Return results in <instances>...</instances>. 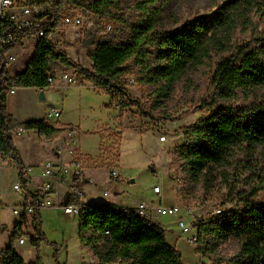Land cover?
Returning <instances> with one entry per match:
<instances>
[{"label":"rangeland","instance_id":"374dc122","mask_svg":"<svg viewBox=\"0 0 264 264\" xmlns=\"http://www.w3.org/2000/svg\"><path fill=\"white\" fill-rule=\"evenodd\" d=\"M97 1H64L60 7L62 15L80 17L82 26L60 27L50 37L55 47L59 43L64 47L77 44L84 48L81 49L84 54H88L99 42L112 46L126 45L132 41L134 28L148 18L153 19L158 33L175 31L190 21L210 16L224 0H117L105 7L98 5ZM238 1L240 8L234 18L237 28L231 35L232 41L241 45L254 36L264 37V0ZM93 5H97V8ZM35 47L34 42L15 47L12 56L18 59L9 66L10 76L25 71ZM226 56L213 53L204 65L186 71L181 80L164 95L159 94L158 84L149 82L147 66L156 63L155 56H150L141 65L134 60L127 62L122 69L126 87L123 101L128 107L123 109L122 104L118 105L91 83L85 82L86 88H80L78 83L83 81V76L79 72L80 75L65 72L71 77L78 76L76 85L52 90L46 104L60 109L62 100L67 99L62 116L54 118L50 124L69 122L65 123L69 124L66 126L78 132L74 144L69 140L58 144L59 148L63 145L62 151L66 157L69 146L77 149L85 177L90 178L88 183L82 182L75 189L82 190L86 200L95 201L106 200L103 192L107 191L109 201L122 204V200H146L152 195V187L156 184L162 190L160 201L164 206L178 200L184 204L187 212L194 215H199L208 205H216L226 216L230 211L242 209L245 201L264 204V143L235 147L209 179L191 178L182 154L177 151L185 143V129L194 126L218 106L243 109L264 98V86H261L239 93L228 101H220L213 107L201 108L204 103H211L214 72ZM82 65L84 69L92 70L88 57H85ZM57 69L53 67L52 74H58ZM57 81L62 82L60 79ZM30 135L33 139L27 143L17 134L16 145L21 161L28 160V166L36 174L41 164L52 156L51 150L55 145L54 141L49 142L33 133ZM113 170L119 174L117 180L111 178ZM179 172L181 181L176 184L175 174ZM132 180L134 182L130 183ZM15 184L21 185V192L13 190ZM124 187L127 190L123 193L119 189ZM119 191L122 194H118ZM25 201L26 191L17 167L10 161L1 163L0 225L5 228L0 233L2 247L9 245V238L20 223L12 215L11 209L23 205ZM156 202L159 203V200ZM38 215L42 237L37 243H34L38 237L34 230L36 216L25 225V243L19 245L18 239L13 241L14 249L25 264H101L91 247L82 241L78 216H67L60 207L44 209ZM176 221V217L162 216L154 222L165 231L169 244L180 253L182 264H207L205 257L218 264H234L246 241L231 237L219 242L205 233V248L196 247L187 243ZM91 256L93 263L90 262ZM115 264L125 263L116 261Z\"/></svg>","mask_w":264,"mask_h":264},{"label":"trees","instance_id":"16d2710c","mask_svg":"<svg viewBox=\"0 0 264 264\" xmlns=\"http://www.w3.org/2000/svg\"><path fill=\"white\" fill-rule=\"evenodd\" d=\"M64 1L54 0V7L60 8ZM114 1L117 0H98L97 4L105 7ZM93 6L97 8V5ZM239 8L238 0H224L210 16L195 19L181 29L165 33L156 32L155 22L148 18L134 28L132 41L126 45L97 43L88 55L92 71L75 65L64 52L58 51L51 43V31H48L35 47L25 71L11 77L7 70L2 69L0 151L5 162L11 161L17 167L24 189V166L16 147V133L19 130L33 131L38 137L52 142L68 131H77L71 126L49 124L46 120L18 123L7 112L6 98L10 90L31 88L43 91L50 88L47 77L50 59L78 69L83 76L80 86L85 82L91 83L113 101L121 100L123 109L128 107L123 101L126 87L122 69L127 62L134 60L141 65L150 56H155L156 63L147 66L149 82L158 84L159 94L164 95L186 71L204 65L213 53H223L227 56L220 61L212 79L211 103L201 105V108L213 107L220 101L236 98L239 93L264 86V37L254 36L241 45L231 39L237 28L234 18ZM184 141L177 151L182 154L190 177L209 179L235 147L264 143V98L243 109L218 106L194 126L185 129ZM80 179L81 174L75 176L74 182L77 184ZM70 202L77 203L78 200L71 197ZM35 220L34 230L38 237L34 243H37L42 237L38 213ZM79 221L83 243L91 247L101 264H115L116 261L125 264H182L180 253L169 244L165 231L130 209L89 202L85 203ZM21 225L20 222L9 238L5 264H25L13 246V241L20 237ZM199 227L215 241L231 237L246 240L234 264H264V204L245 201L242 209L228 212L215 223L205 225L200 222ZM1 229L2 226L0 233ZM105 231L109 233V238L99 248L89 235Z\"/></svg>","mask_w":264,"mask_h":264},{"label":"built area","instance_id":"2783aa9c","mask_svg":"<svg viewBox=\"0 0 264 264\" xmlns=\"http://www.w3.org/2000/svg\"><path fill=\"white\" fill-rule=\"evenodd\" d=\"M52 26H54V28H51ZM81 26L82 21L80 17L62 15L61 9H56L54 7V1L0 0V72L3 69L5 71L7 70L9 73V66L18 59V57L12 56V52L16 46L27 45L31 42H34L37 46L38 42L48 31H51V37L60 27L81 28ZM10 48L12 49L9 50ZM53 65L54 62L49 59L47 77L50 86H53L58 79L66 85H76L79 79L77 76L78 74L72 75L73 77L65 75L64 73L52 74L51 69ZM78 86H80V81ZM3 87L7 86L4 85ZM80 87H84V84ZM117 103L121 105V100ZM52 112L54 117H59V110L54 109ZM66 133L68 136H73L77 132L68 131ZM162 140H165V138H162ZM69 141L74 144L72 138H70ZM62 149L63 145H61L60 148L58 147L56 149L58 158L43 162L39 167L38 173L34 174V169L31 167L26 171V184L31 183L32 177L38 178L40 184L33 194L26 195V201L23 205L11 209L12 215L22 224L20 228V237L18 239L19 245H23L27 239L25 234L27 228L25 225L35 218L37 213L44 209L60 207L63 208L65 215L70 217L78 216L79 218L83 214L85 205L83 201L84 194L82 191L75 189L77 185L74 182L75 176L81 174L82 162L76 148L69 146L67 157L63 155ZM1 163H5V161L0 151V164ZM181 176L180 172L175 174L176 184L181 181ZM111 178L113 180L119 178V174L116 170L111 171ZM65 183L67 195H63L60 190V187ZM21 188L20 184H15L13 190L18 193L21 192ZM152 192L159 200V203L153 204L141 201L128 209L137 213L144 220L151 222L162 216L176 217V226L180 230L181 235H185L187 243L195 245L196 247L202 248L204 247L203 244H205V232L200 229L199 223L201 222L208 225L217 222L224 216L223 211L219 207L216 205H208L200 211L199 215L202 217L199 218V215L187 212L184 204L181 202H177L171 206H164L160 201L163 197V193L159 185L153 186ZM67 196H69V199L67 204L64 205V200ZM103 196L107 197L108 193H103ZM71 197L76 198L78 202H70ZM198 218L199 221L197 222ZM1 226L2 225H0V227ZM89 237H91L94 242H96V246L100 248L104 245L105 239L109 238V233L107 231L103 233L96 232L91 236L89 235ZM7 247H2L0 244V264H5ZM92 258L91 256V263H93ZM205 262L207 264H218L214 260L212 261V259L210 260L206 257Z\"/></svg>","mask_w":264,"mask_h":264},{"label":"crops","instance_id":"0c3cea01","mask_svg":"<svg viewBox=\"0 0 264 264\" xmlns=\"http://www.w3.org/2000/svg\"><path fill=\"white\" fill-rule=\"evenodd\" d=\"M55 43H57L56 40H55ZM55 48L58 51L64 52L73 61V63L79 67L84 66V65H82V63L85 62V57H88V55H89V53L84 54L83 53L84 48L78 46L77 44H71L70 47L69 46L64 47L63 44L61 45V43H59L58 47H55ZM81 49H83V50H81ZM88 60H89V58H88ZM90 62L91 61L89 60V63ZM91 65H92V62H91ZM53 67L58 68L57 69L59 71L58 74L67 72L71 75V73L74 72V73H77L78 75H80L79 74L80 71L78 69L66 66V65L61 64L59 62H55ZM81 68L84 69L83 67H81ZM68 70H69V72H68ZM84 70H87V69H84ZM87 71H91V70H87ZM11 77H13V76H11ZM68 86L69 85H66L63 82L57 81L56 85H54L53 87H50V88L43 90L44 96H45L44 102L38 101V95L40 92L39 90L31 89V88H29V89H13L8 93V96L6 98L7 112L11 117H13L15 119V121H17L20 124L29 123V122H37V121H42V120H46L50 124L51 120H53L54 118H60L62 116L63 111L65 109V102H67V99L62 100V107L59 109V108L54 107L52 104H46V102L49 98V94L53 93L52 90L58 91V90H61L62 88H64V89L69 88ZM80 88L85 89L86 87H80ZM88 88L94 89L93 87H88ZM54 109L60 111L59 117H54L53 112H52ZM65 123H69V122H65ZM65 123H62V124L63 125H69V124H65ZM32 133L35 134V132H33V131H18L16 133V135L18 134L19 137H23L27 141V143H29L28 141H31L30 139H33L32 136L30 135ZM77 135H78V132L75 133L73 136H68V134L65 133L61 136V138L54 141L55 146L51 150L52 156H50V158L47 160L57 159L58 155L56 153V149L58 148V144L59 143L61 144L62 142H66L70 138H72L73 142L75 143V137H77ZM16 141H17V139L15 136V142ZM16 147H17V145H16ZM17 151L19 154L18 149H17ZM147 151H149V150L147 149ZM22 161H23V166H24V175H25L24 181H25L27 179L26 171L30 166H28V163H27L28 160H22ZM81 170H82L81 171V179L79 180V182L76 185H81L82 182L88 183L90 180V178L88 179L85 177L83 168ZM32 183H35V184L32 186L31 185ZM130 183H132V182L130 181ZM39 184H40V180L38 178L32 177L31 183L26 184V189H25L26 195L28 196V195L33 194V192L36 190V188L39 186ZM60 190H61V193L63 195H67L66 183L60 187ZM119 190L123 191V193H124L127 190V187L120 188ZM79 191H82V190H79ZM120 191L118 192V194H122ZM105 192L108 193L107 197L103 196L104 198H106V200H100V201L86 200L85 199V193H83L84 194L83 201H84V203H89V202L108 203V204H111L113 206H117L119 208H124V209L131 208L132 206H134L135 204H137L138 202H141V201L153 203V204L157 203L156 202L157 198L153 195V192H152V195H150L146 200H141V201H137V202L136 201L132 202L129 200H122L123 201V202H121L122 204H118V203H114V202L109 201L107 199L109 197V192L104 191L103 193H105ZM177 202H180V201L176 200V202L174 204H176ZM171 205H173V203H170L166 206H171ZM153 223L156 224V222H154V221H153Z\"/></svg>","mask_w":264,"mask_h":264},{"label":"water","instance_id":"95a60500","mask_svg":"<svg viewBox=\"0 0 264 264\" xmlns=\"http://www.w3.org/2000/svg\"><path fill=\"white\" fill-rule=\"evenodd\" d=\"M38 101H40V102H44V101H45V96H44V92H43V91H40V92H39V95H38ZM131 182L133 183L134 180H132ZM68 199H69V196H67V197L65 198V200H64V205L67 204ZM4 229H5V228L2 227V230H4Z\"/></svg>","mask_w":264,"mask_h":264}]
</instances>
